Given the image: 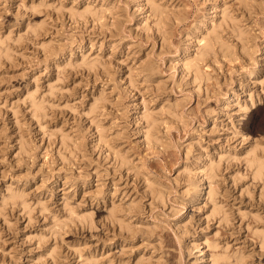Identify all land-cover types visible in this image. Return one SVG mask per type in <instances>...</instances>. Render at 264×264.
Returning a JSON list of instances; mask_svg holds the SVG:
<instances>
[{
    "label": "clouds",
    "instance_id": "clouds-1",
    "mask_svg": "<svg viewBox=\"0 0 264 264\" xmlns=\"http://www.w3.org/2000/svg\"><path fill=\"white\" fill-rule=\"evenodd\" d=\"M15 3L0 264H264V0Z\"/></svg>",
    "mask_w": 264,
    "mask_h": 264
},
{
    "label": "rangeland",
    "instance_id": "rangeland-1",
    "mask_svg": "<svg viewBox=\"0 0 264 264\" xmlns=\"http://www.w3.org/2000/svg\"><path fill=\"white\" fill-rule=\"evenodd\" d=\"M185 6L190 10L189 14H192V10L196 7H203V0H183ZM19 5V0H16V3L13 5L14 9L18 8ZM151 43L153 44V46H155V41H151ZM148 53H145V59H147ZM231 69V62H228V69L226 70H230ZM119 98V97H118ZM194 108H198L199 107V98L196 99L195 104L193 105ZM261 114H264V107H259L256 110H254L252 112V114L250 115V118L247 122V130L252 131L253 126L256 124L257 120L259 119V117L261 116ZM128 146L130 148L133 149V151L136 152L138 158H140L142 161L145 160L149 155H150V150L147 148H144L143 151H140L137 147V145H135L133 142H128ZM48 160H49V152H48V148L45 147L43 149L42 152V160H41V164L42 165H47L48 164ZM164 166V161H159L156 162L152 165H149L148 167H151L153 169L155 168H159ZM172 166V162L168 163V167ZM61 167H63L61 165ZM0 171H3V169H0ZM65 179H67V177H65ZM41 183H43V180H41Z\"/></svg>",
    "mask_w": 264,
    "mask_h": 264
}]
</instances>
